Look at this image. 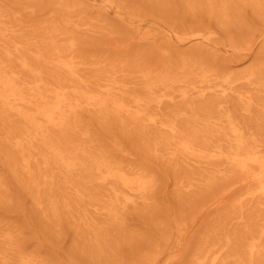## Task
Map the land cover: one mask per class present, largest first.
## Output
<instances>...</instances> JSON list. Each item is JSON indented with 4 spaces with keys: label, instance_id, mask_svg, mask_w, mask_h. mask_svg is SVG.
<instances>
[{
    "label": "rangeland",
    "instance_id": "rangeland-1",
    "mask_svg": "<svg viewBox=\"0 0 264 264\" xmlns=\"http://www.w3.org/2000/svg\"><path fill=\"white\" fill-rule=\"evenodd\" d=\"M0 264H264V0H0Z\"/></svg>",
    "mask_w": 264,
    "mask_h": 264
}]
</instances>
